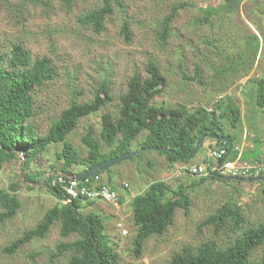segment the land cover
Instances as JSON below:
<instances>
[{"label": "rangeland", "instance_id": "1", "mask_svg": "<svg viewBox=\"0 0 264 264\" xmlns=\"http://www.w3.org/2000/svg\"><path fill=\"white\" fill-rule=\"evenodd\" d=\"M28 1L19 11L20 0H0V54L4 56L6 65L11 47L19 44L29 52L31 60L48 57L56 70L53 79L32 91L33 116L29 122L39 135L44 134L71 103L91 101L96 87L106 80L112 102L79 119L66 140L80 157H84L86 147L81 137L91 129L99 140L100 151L108 152L109 148L99 138L101 115L105 112L116 114L118 96L126 90L128 78L134 72L146 77L145 65L153 60L167 78L165 90L152 99L154 104H182L189 110L207 105L216 98L222 101L229 99L241 113L238 142L244 146L256 138L260 146H264V109L253 101L254 81L264 80V0H241L234 11L217 8L225 4V0H120L122 10L114 7L99 33L89 26H80L77 19L82 13L99 7L101 0H75L70 8L62 0H50L47 7L34 0ZM171 6L180 8L170 24L168 37L161 44L157 36L158 24ZM206 7H215L217 14L205 21L203 9ZM124 17L130 23L129 41L120 33ZM248 39L253 44L249 49L246 48ZM254 48H257L255 53ZM230 62L235 64L234 72L227 71ZM196 69L200 83L194 80ZM229 128L227 126V130ZM144 134L133 141V147ZM220 144L216 140L205 139L191 162L204 160L209 148H217ZM61 147L62 143L50 144L30 162L27 172L41 175L35 183L22 181V153L17 151L15 159L2 164L0 189H6L15 182L17 190L14 195L19 207L12 217L0 222V264H65L70 257V251L52 256L58 243L72 242L78 237L74 233L61 237L58 221L49 227L44 237L31 239L14 253L4 251L5 246L33 228L57 203L49 185L43 182L45 178L52 177V183L55 176L63 174L60 172L61 161L55 155ZM157 155L155 151H145L133 157L132 161L115 164L99 177L109 180L110 185H115L113 187H116V182L127 179L130 187L136 190L138 188L134 185L146 183L145 179L150 181L162 177L151 161ZM123 165H126L123 169L127 173L134 174L129 177L118 173L117 169ZM82 167L74 164L70 170L79 171ZM197 181L185 175L171 183L192 186L186 189L189 205L186 210L175 209L173 223L161 235H151L145 240L138 258L130 250L134 228L127 206L124 209L118 206V210L105 201L95 200L92 206L81 211L92 210L100 214L105 232L115 243V251L119 254L117 264H167L171 256L183 248L194 251L207 240H214L223 247L235 236L230 231L229 221L218 233L212 226L200 224L224 204L238 207L243 218L241 228L264 224V181L206 179L196 184ZM2 211L0 206V213ZM117 223L122 224L125 234L120 233ZM263 257L264 244L253 251L250 260L259 263Z\"/></svg>", "mask_w": 264, "mask_h": 264}, {"label": "trees", "instance_id": "2", "mask_svg": "<svg viewBox=\"0 0 264 264\" xmlns=\"http://www.w3.org/2000/svg\"><path fill=\"white\" fill-rule=\"evenodd\" d=\"M34 1L40 3L42 7H47L50 0ZM74 1L62 0L67 8H70ZM26 2L29 1L20 0L17 9L20 11ZM240 2L241 0H225V4L217 8L234 11ZM114 7L122 10L121 1L101 0L99 7L82 13L77 22L80 26H89L94 32L99 33L105 18L112 14ZM179 8L180 6H171L159 22L157 36L161 44L168 37L170 24ZM203 10L206 13L205 21L217 14L215 7H206ZM129 24L128 18L124 17L120 33L126 41H129L131 36ZM251 45L253 44L248 39L246 48L249 49ZM256 51L257 48H254L253 52ZM4 61V56L0 54V168L4 162L15 159L17 151L23 149L21 172L22 181L25 183H35L41 179L40 174L28 173L27 170L30 162L50 144L62 143L61 150L55 155L61 161L60 172L70 175L82 172L103 160L145 147L169 149L171 152H155L164 156L170 166L176 163H190L192 159L183 157L191 152L202 135L228 136L232 144L230 153L233 152V145L238 143L237 132L241 127V113L239 107L229 99L222 101L216 98L207 105L189 110L182 104L176 106L154 104L152 99L165 90L167 78L156 62L149 60L145 65L146 77L134 72L128 78L126 90L118 96L116 114L105 112L101 115L99 138L109 151H100L99 140L94 137L92 130L88 129L81 137V142L86 147V155L80 157L66 140V136L74 130L79 119L99 111L105 104L112 102L109 82L101 81L91 101L71 103L60 112L47 131L39 135L29 122L33 116L32 91L53 79L56 70L48 57L31 60L29 52L19 44L11 47L6 65ZM234 68L235 64L230 62L227 71L234 72ZM194 80L201 82L197 69ZM253 88V101L259 108L264 109V80H255ZM227 126L230 127L228 130ZM143 132L145 134L133 148V141ZM204 141L205 139L201 147ZM216 141L221 143L218 147L228 149L225 141L218 139ZM253 142L260 143L256 138ZM242 157L250 156L243 154ZM74 164H81L83 167L79 171H71L70 166ZM101 173L95 175L99 176ZM206 179L218 178L209 175L197 179L196 184ZM51 180L52 177L45 178L43 183L49 185L50 192L58 200L57 203L43 214L33 228L26 230L20 238L5 246L4 251L9 254L14 253L31 239L44 237L49 227L58 221L61 237L73 233L78 237L72 242L58 243L56 253L52 256L70 251L71 255L65 264H117L119 254L115 251V243L105 232V224L100 214L92 210L86 213L81 211L87 206H92L95 200L76 198L69 204H62L60 202L63 198L62 190L59 185L52 186ZM222 181L226 182V180ZM27 187L31 188L29 185ZM191 187L180 183L171 185L163 181H153L131 199L130 213L134 232L130 250L134 257L138 258L141 255L142 246L149 236L161 235L173 223L176 208L186 210L189 205L186 189ZM16 190L15 182L9 184L6 189H0V206L4 210L0 213V222L12 217L19 207L14 195ZM228 221L230 231L235 236L223 247H219L214 240H207L200 243L194 251L183 248L181 252L173 254L167 264H264V257L259 263L250 260L253 251L264 244V224L241 228L243 218L237 206L222 205L200 225L212 226L213 231L218 233L224 230Z\"/></svg>", "mask_w": 264, "mask_h": 264}, {"label": "built area", "instance_id": "3", "mask_svg": "<svg viewBox=\"0 0 264 264\" xmlns=\"http://www.w3.org/2000/svg\"><path fill=\"white\" fill-rule=\"evenodd\" d=\"M242 148L243 144H234L233 154L228 158L231 150L227 153L224 147H210L207 158L200 162L174 164L171 172L162 181L170 184L179 181L185 175L199 179L212 175L213 171L229 180L264 177V146H260L257 154L248 158L242 157ZM51 185L60 186L63 194L60 201L62 204H69L76 198L87 201L102 200L114 207L120 204L118 192L103 183L98 175L77 180L69 175L60 174L55 176ZM123 187L128 188V185L125 183ZM116 227L121 234L126 233L122 224L117 223Z\"/></svg>", "mask_w": 264, "mask_h": 264}, {"label": "water", "instance_id": "4", "mask_svg": "<svg viewBox=\"0 0 264 264\" xmlns=\"http://www.w3.org/2000/svg\"><path fill=\"white\" fill-rule=\"evenodd\" d=\"M206 138H210V139H218V140H223L227 143L228 145V149H227V153L231 150V141L230 138L228 136H215V135H202L198 138L194 148L191 150V152L184 156L183 158L185 159H193L195 153L199 150V148L201 147L202 141L203 139ZM169 151L171 152L169 149H165V148H156V147H145L143 149H139L136 151H131V152H127L125 154L107 159V160H103L93 166H90L88 168H86L84 171L82 172H76L73 174H70L69 176L74 177L77 180H80L82 178H86V177H90L93 176L95 174H97L98 172H103L106 171L107 169H109L110 167L114 166L115 164H118L122 161H127V160H131L133 157L138 156L139 154H141L144 151ZM18 152L23 154V149H19ZM212 177L218 178V179H222V180H227L228 178L225 176H220L217 174L216 171L212 172ZM235 181H243V182H253V181H264V177H253V178H249V177H244V178H235L233 179Z\"/></svg>", "mask_w": 264, "mask_h": 264}, {"label": "crops", "instance_id": "5", "mask_svg": "<svg viewBox=\"0 0 264 264\" xmlns=\"http://www.w3.org/2000/svg\"><path fill=\"white\" fill-rule=\"evenodd\" d=\"M237 144H240L239 142ZM260 144H255L253 141L249 144H244L243 148H242V155L243 154H247L249 156L252 155H256L258 152V148L260 147ZM246 146V148H245ZM134 148V147H133ZM155 158H153V160H151L152 162H154V166H155V171L156 169L159 170L160 174L162 173V177L160 179H152L150 181H147L146 179L144 181H146V183L144 184H140L139 186L134 185V187H137L138 189L134 190L132 189V187H130V182L127 179H123L120 182H116V187H113L115 185H110L108 183V181H105L103 178H101V181L103 183H105L107 186H109L110 188L115 189L118 192L119 195V207L120 209L123 208L124 206L128 207V210L130 212V202L131 199L138 193L142 192L143 190H145L148 185L153 182V181H162L172 170L173 166H170L168 161L165 159L164 156L162 155H157L154 156ZM132 161V160H131ZM123 167H126V165H123L121 168H118L117 171L118 173L127 175V176H132L133 174H129L125 171V168L123 169ZM134 169V168H133ZM187 178H189L188 176H186ZM127 184L128 188H124L123 184ZM171 184V183H170ZM114 207V206H113ZM118 207V210H119ZM124 209V208H123ZM116 216H118V218H120L119 213H116Z\"/></svg>", "mask_w": 264, "mask_h": 264}]
</instances>
